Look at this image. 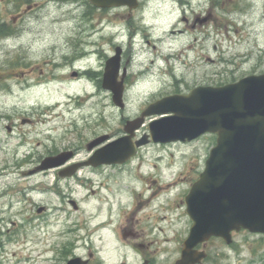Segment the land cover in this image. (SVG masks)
<instances>
[{"label":"rangeland","instance_id":"374dc122","mask_svg":"<svg viewBox=\"0 0 264 264\" xmlns=\"http://www.w3.org/2000/svg\"><path fill=\"white\" fill-rule=\"evenodd\" d=\"M72 1L0 0V22L13 29L12 37L0 41V264H67L70 254L81 256L82 224L88 218L93 226L95 208L92 199L85 204L86 198H152V192L153 198H186L191 186L176 182L187 177V167L177 168L175 176L170 170L173 161L180 160L182 151H191L186 156L203 166L212 143L206 139L145 146L133 160V182L129 166L123 173L85 170L92 180L87 186L58 182L54 174L23 176L47 151L84 145L96 129L86 126L94 127L100 118L105 121L98 130L120 132L123 119L136 118L149 103L172 91L166 76L172 70L185 80L175 85L179 91L188 90L195 73L216 71L218 86L264 74V0H244L247 8L229 4L213 11L205 0H195L200 18L213 17L194 30L182 21L184 15L191 18L192 11L184 13L176 2L145 0L132 13L127 8L98 9L90 0ZM118 46L124 51L122 68L130 73L149 69L143 81L127 88L125 110L118 109L111 92L102 87L106 62ZM207 58L215 63L208 65ZM32 68L33 74L21 76ZM23 117L33 123L22 125ZM153 119H147L140 135L148 132ZM7 126L16 128L8 133ZM149 160L156 174L153 181L139 177L152 171ZM140 162L145 165L138 169ZM69 196L77 201V211L68 203ZM35 204L48 207V214L38 216ZM190 225L184 215L168 225L171 253ZM234 242L232 249L215 243L213 251L226 257L220 264H264L263 236L241 231Z\"/></svg>","mask_w":264,"mask_h":264},{"label":"water","instance_id":"95a60500","mask_svg":"<svg viewBox=\"0 0 264 264\" xmlns=\"http://www.w3.org/2000/svg\"><path fill=\"white\" fill-rule=\"evenodd\" d=\"M99 9H137L139 0H90ZM123 49L117 47L108 59L103 88L113 94V102L123 109L124 79L118 81ZM173 114L150 124L155 143L192 141L204 133L218 136L206 170L186 197L187 213L193 222L185 241L183 258L177 264H196L205 253L195 247L212 237L232 243V232L241 229L264 235V74L252 75L239 82L218 88H195L189 95L166 97L150 104L141 117L128 121V136L120 138L97 151L92 165L123 164L138 147L146 145L149 136L132 142L135 131L147 117ZM108 139L102 137L89 144V150ZM69 156L48 157L42 164L24 175L62 166ZM69 176L72 173L68 174ZM74 209L77 204L71 202ZM43 209H39V212ZM68 264H83L75 258Z\"/></svg>","mask_w":264,"mask_h":264},{"label":"flooded vegetation","instance_id":"af4514ba","mask_svg":"<svg viewBox=\"0 0 264 264\" xmlns=\"http://www.w3.org/2000/svg\"><path fill=\"white\" fill-rule=\"evenodd\" d=\"M156 1H164V2H176L181 9L186 13L187 9L189 8L191 12V18L187 16H183L182 21L187 24L188 29H196L197 25H203L207 23L210 19H212L213 15L209 14L205 18H200V15L196 14V10L194 8L195 0H156ZM250 2V0H248ZM145 0L141 1L140 8H142ZM205 4H208V10L213 11L217 8V6H227L229 4H233L237 9L247 8L249 2L244 3V0H205ZM251 5V4H250ZM180 9V10H181ZM201 9V8H198ZM239 11V10H236ZM136 11H133L134 13ZM192 21V23H191ZM0 41H3L5 38L1 36L8 30V24L0 22ZM133 28V25L131 26ZM176 31L172 32L175 34ZM185 30L178 31V33H184ZM133 37V34L131 38ZM148 44L151 42L147 41ZM134 60V59H133ZM209 63H215V61L211 58L206 59ZM127 71V76L125 78V86L128 88L129 86L135 84L137 82L143 81L145 79V75L148 73L149 70L147 67H142L141 70H133V73L128 72V69L124 67ZM35 68H32L29 72H23L21 76L25 74H33ZM80 75L79 72H74V77H78ZM167 77L170 78L171 84L170 87L172 91L167 93V95L163 97L179 95V94H188L194 88H217V72H205L202 75H198L195 73L194 81L190 82L188 90H176L175 85L184 82L185 80H180L179 76L176 74L175 71H171L166 74ZM126 108V107H125ZM120 109V110H125ZM144 110V109H143ZM142 110V111H143ZM141 111V112H142ZM140 112V114H141ZM139 114V115H140ZM138 115V116H139ZM138 116H135L136 118ZM160 117V116H159ZM159 117H153L154 119ZM134 118V119H136ZM150 118V119H153ZM22 125L25 124H32L33 121L29 118H21ZM100 123L95 122L94 127H90L89 125L86 128H96L92 129L94 135L88 139L86 142L84 141V145H77L71 144L70 146H66L60 149H54L47 151L44 157H41L34 165L33 168L40 165L46 157L57 156L62 154L64 156H69L67 163L60 168L50 170L47 175H43L44 177L50 176L54 174L55 179L58 182H70L75 181L80 183L83 186H87L88 184L92 183V180L89 179L84 175V171H88L91 174H103L106 173L108 170L116 171L119 173L125 172L126 168L129 166L131 167V177L130 179L133 182V160L136 159L144 147L138 149V152L135 157L130 158V160L124 164H103L94 166L90 163L91 159L94 155L99 151L104 145L115 141L123 136L126 135L125 133V126L128 120L130 119H123L122 120V130L116 134H108L104 131L98 130L103 126L105 121L104 118H100ZM133 119V118H132ZM149 119V120H150ZM153 119V120H154ZM148 120V121H149ZM23 121L25 123H23ZM151 122V121H150ZM146 126V124H145ZM143 126L135 133V137L132 141H137L144 136L149 134V124H148V132H144L143 134H139L140 131L145 127ZM15 126H7L6 131L8 133H12L15 130ZM85 128V126H84ZM108 136L109 139L106 143L99 145L92 150H89V144L93 141H96L102 137ZM208 139L211 141L212 146L207 149V155L204 160L205 164L202 166L197 161H194V156H186V154H193L191 151H182V157L179 161H173V173L176 176L177 168L180 166L187 167V177L180 179L179 182L183 185H192L199 179L201 173L205 169L206 162L210 156L212 148L217 143V136L215 134H204L198 139L194 141H201ZM193 141H177L169 144H162V143H155L150 141L147 146H168V145H177V144H187ZM185 156V157H184ZM151 159H155L154 156ZM194 162V163H193ZM34 163V164H35ZM145 165V162H140L138 169L141 168V165ZM77 165L83 166L81 169L76 171L72 176L64 177L75 169ZM148 165V164H146ZM151 166L150 173L153 172V164L150 163ZM164 174V173H163ZM155 174H150L152 181L154 180ZM177 181V179L175 180ZM104 183L101 184L103 186ZM153 186H151V189ZM93 194H96L92 191ZM156 195L154 192L153 196ZM133 196V185L130 187L129 197ZM68 203H70L72 196L66 198ZM95 201V208L93 212V226L90 227L88 218L84 219L82 224L83 232V253L81 256L70 254L71 258L74 257H81L83 264H177L183 255V250L185 247V238L182 240L183 234L178 241L175 243V249L171 253L170 252V239L166 238V231L168 225L174 220V218L178 216H185L188 218L187 215V204L186 198H86L85 204L88 205L90 200ZM37 208V214L40 217L48 214L49 208L44 206L43 212L39 213V209L42 208L41 205L35 204ZM85 211L83 214L88 213L87 209L83 208ZM179 211H182V213ZM178 213V214H177ZM183 214V215H182ZM190 224L191 221L188 218ZM190 227V226H189ZM238 233H233V238ZM110 241L112 244L110 245ZM215 243H219L221 247L230 248L232 249L233 246L236 244L235 242L227 246V242L222 238H211L209 241L200 244L197 247V250L201 253H205V258L197 264H220L222 259H225L224 253L214 252L213 248ZM73 251V250H72ZM71 251V253H72ZM68 262V260H67Z\"/></svg>","mask_w":264,"mask_h":264},{"label":"bare ground","instance_id":"6f19581e","mask_svg":"<svg viewBox=\"0 0 264 264\" xmlns=\"http://www.w3.org/2000/svg\"><path fill=\"white\" fill-rule=\"evenodd\" d=\"M87 95V94H86ZM52 111V110H51ZM145 168V167H144ZM165 169L166 170H168V166H165ZM169 171V170H168ZM145 172V173H144ZM143 173H140V175H139V177L140 178H142V179H146V178H148L149 176H150V172H148V171H144ZM165 174V173H164ZM141 175H143L142 177H141ZM145 192H147L148 193V191H145ZM143 194H145V193H143Z\"/></svg>","mask_w":264,"mask_h":264},{"label":"trees","instance_id":"16d2710c","mask_svg":"<svg viewBox=\"0 0 264 264\" xmlns=\"http://www.w3.org/2000/svg\"><path fill=\"white\" fill-rule=\"evenodd\" d=\"M12 34H13V29H12V27H9V30L7 31L6 36H11ZM1 35H3V34H1Z\"/></svg>","mask_w":264,"mask_h":264}]
</instances>
